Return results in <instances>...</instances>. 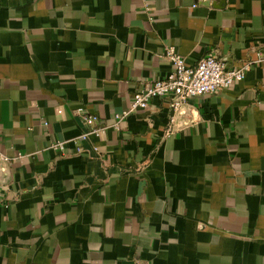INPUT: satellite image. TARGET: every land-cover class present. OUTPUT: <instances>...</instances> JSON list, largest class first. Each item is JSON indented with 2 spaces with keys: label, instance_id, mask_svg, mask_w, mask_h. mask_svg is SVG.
Listing matches in <instances>:
<instances>
[{
  "label": "crops",
  "instance_id": "1",
  "mask_svg": "<svg viewBox=\"0 0 264 264\" xmlns=\"http://www.w3.org/2000/svg\"><path fill=\"white\" fill-rule=\"evenodd\" d=\"M169 46L253 66L172 134L155 98L79 141ZM262 59L264 0H0V264H264Z\"/></svg>",
  "mask_w": 264,
  "mask_h": 264
},
{
  "label": "built area",
  "instance_id": "2",
  "mask_svg": "<svg viewBox=\"0 0 264 264\" xmlns=\"http://www.w3.org/2000/svg\"><path fill=\"white\" fill-rule=\"evenodd\" d=\"M164 56L171 65L169 75L165 79L142 84L134 94L130 108L115 114L110 124H100L97 117L84 114L83 121L87 130L79 136V141H87L92 136L99 138L112 128L119 129L120 125L133 113L147 109L155 98L171 100L168 134H172L175 130L181 129L177 128L176 124L179 113L185 105H190L193 99L214 94L242 82L253 66V62H246L242 66L230 67L226 61L209 54L202 58L196 66L190 67L174 46L165 48ZM79 113L82 111L79 110ZM65 145V142L55 143L51 149L63 152ZM77 151L81 153L82 149L79 147Z\"/></svg>",
  "mask_w": 264,
  "mask_h": 264
},
{
  "label": "water",
  "instance_id": "3",
  "mask_svg": "<svg viewBox=\"0 0 264 264\" xmlns=\"http://www.w3.org/2000/svg\"><path fill=\"white\" fill-rule=\"evenodd\" d=\"M188 115H191L194 120H197L199 118V114L194 107H192L191 105H185L179 113L176 124L177 128H182L187 124V122H185V119Z\"/></svg>",
  "mask_w": 264,
  "mask_h": 264
}]
</instances>
